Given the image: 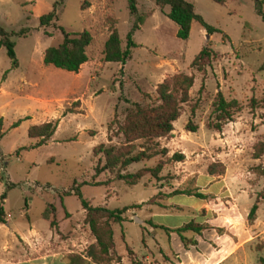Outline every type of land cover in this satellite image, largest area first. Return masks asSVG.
Returning a JSON list of instances; mask_svg holds the SVG:
<instances>
[{"label":"rangeland","instance_id":"1","mask_svg":"<svg viewBox=\"0 0 264 264\" xmlns=\"http://www.w3.org/2000/svg\"><path fill=\"white\" fill-rule=\"evenodd\" d=\"M82 1L0 0V26L13 40L16 58L12 66L0 46V193L5 195L0 198V264H65L68 252H83L93 236L79 198L63 193L75 186L92 205L127 206L123 219L112 223L113 249L120 259L110 264H260L264 176L255 168L264 165V152L255 158L251 152L255 141H264V68L259 67L264 21L254 0H187L219 31L206 37L192 19L184 39L175 35L176 24L165 14L168 5L136 0L133 14L126 0H84L81 8ZM53 2L55 16L40 25L38 15ZM260 8L264 12V0ZM136 14L143 20L131 31L129 56L123 63L104 61L111 20L123 48ZM59 26L71 32L87 29L91 35L87 59L76 72L42 62L44 48L61 40ZM203 45L215 53L202 74L189 63ZM178 71L192 73L193 82L170 133L154 139L155 148L165 152L120 169L131 172L160 160L159 177L146 172L127 184L114 177V170L95 174L94 164L103 159L92 154V146L118 144L116 125L133 104L155 103L156 83ZM216 90L240 104L219 129L208 124L214 120ZM188 118L194 131L185 129ZM46 120H56L55 129L34 146L38 137H29L26 128ZM175 151L182 152L181 160L170 157ZM210 162H220L223 173L208 174ZM106 178L105 184H92ZM232 187L250 197L232 198ZM253 202V217L247 218ZM181 220L201 228L177 231L174 225L184 224ZM242 224L250 237L241 240Z\"/></svg>","mask_w":264,"mask_h":264},{"label":"trees","instance_id":"2","mask_svg":"<svg viewBox=\"0 0 264 264\" xmlns=\"http://www.w3.org/2000/svg\"><path fill=\"white\" fill-rule=\"evenodd\" d=\"M155 4L162 7L168 5L166 16L176 24L175 35L178 38L184 39L189 31L190 21L195 19L204 28L207 34L213 31H219L218 28L206 23L201 16L193 10V5L187 0H153ZM222 4L225 0H213ZM262 0H254V10L264 21V12L260 8ZM54 3L50 10L38 15V23L40 25L48 24L55 16ZM87 5L86 1H82L80 6L84 8ZM126 6L129 13L135 14L136 0H126ZM143 20L141 14H136L134 21L131 23L129 31L126 33L125 46L120 47L119 37L114 26L115 21L109 25V31L103 41L102 59L104 61H115L123 63L129 56L130 47L134 45L131 40V31L137 27V23ZM61 32V40L55 45H48L42 53V62L45 65L64 69L67 71L76 72L80 64L87 59L86 47L90 42L91 35L87 29L71 32L59 26ZM13 40L9 38V32L0 26V46L5 47L7 56L10 59L12 66L16 65V58L13 51ZM214 51L208 45H203L191 59L189 65L200 73L205 72V66L209 65L211 58L214 56ZM264 68V59L259 65ZM193 74L185 72H174L164 76L155 85V93L157 101L152 104L140 105L133 104V108L129 110L121 123L116 125L115 134L120 135L118 144L111 142H98L91 148L93 155L102 157V164L95 163L93 166L94 173H98L104 169L108 171L114 170V177L123 180L127 184H134L138 178L148 172L153 177L158 178V172L161 168V161L158 160L153 166L140 167L131 172H120L130 162L140 159L150 158L157 153L165 152V148L156 149L154 139L166 136L172 130V122L179 116L181 106L188 100V89L192 85ZM76 101V100H75ZM253 102V98H250ZM240 104L235 98L225 99L219 90H216L212 101V112L214 120L208 124L216 129H219L221 124L226 120H230L234 112L239 110ZM72 111V110H69ZM193 108L190 109L192 114ZM1 121V118H0ZM17 121L13 122L15 124ZM57 121L46 120L40 123L29 124L26 128V134L29 137H38L33 143L38 146L44 143L53 133ZM186 130L194 131L196 125L190 118L184 124ZM107 139L110 140L109 136ZM140 140V142H136ZM142 147L138 149L137 147ZM264 152V141L257 140L252 144V157H258ZM170 157L174 160H181L183 154L180 151L173 152ZM224 167L220 162H210L206 166L208 174H221ZM255 170L257 173L264 176V165H257ZM109 181L96 180L92 184H105ZM86 183V182H82ZM74 193L80 202V206L84 211L83 220L87 224L90 234L93 236V241L89 243L83 252H68L66 254L65 264H110L112 261L118 262L120 256L114 252L112 238V223L120 222L123 219L121 213L127 206L109 208L105 205H92L87 199L81 196L77 186L64 190V194ZM196 196L203 197L200 192L194 193ZM4 192L0 193V198H3ZM264 198V192L260 195ZM139 206V203L134 204ZM256 203L253 202L247 212V218H252ZM2 208L0 206V213ZM46 217L45 213L43 215ZM0 216V222H3ZM53 223V219L50 220ZM200 224L187 221L179 227L177 231L192 229L199 231ZM259 263L264 264V258L259 257Z\"/></svg>","mask_w":264,"mask_h":264},{"label":"crops","instance_id":"3","mask_svg":"<svg viewBox=\"0 0 264 264\" xmlns=\"http://www.w3.org/2000/svg\"><path fill=\"white\" fill-rule=\"evenodd\" d=\"M82 64V63H81ZM80 64V65H81ZM229 190V189H228ZM232 190H233V187H232ZM229 193H230V196L232 197V198H234V199H236V198H238L239 197V195H242V196H247V197H250V196H248L247 195V193L243 190V189H240V191H236L235 189L233 190V192L231 191V190H229ZM239 206H241V204L239 203ZM235 207L237 208V206H236V204H235ZM237 210H238V208H237ZM241 211L240 212H238V217H242L241 216ZM162 217H164V216H162ZM241 219V218H240ZM184 223V222H186V221H180V223ZM179 223V224H180ZM166 225V224H165ZM166 226H171V225H166ZM175 227H178V224H175L174 225V228ZM248 237H250V234H249V232H247V228H245V226L242 224V226H241V229H240V232H239V236H238V239H244V238H248ZM225 251H226V249H225ZM224 252V251H223ZM216 253V252H215ZM223 253H220L219 255H222ZM222 257H223V255H222ZM222 257H220V258H222ZM15 259V261L16 262H18V261H21L22 260V256L20 255V257L18 258V257H14ZM13 259V258H12Z\"/></svg>","mask_w":264,"mask_h":264},{"label":"water","instance_id":"4","mask_svg":"<svg viewBox=\"0 0 264 264\" xmlns=\"http://www.w3.org/2000/svg\"><path fill=\"white\" fill-rule=\"evenodd\" d=\"M205 36L207 37V36H208V34L206 33V34H205Z\"/></svg>","mask_w":264,"mask_h":264}]
</instances>
